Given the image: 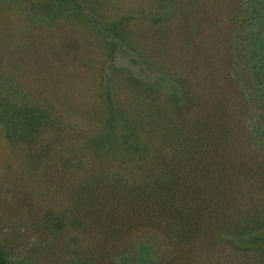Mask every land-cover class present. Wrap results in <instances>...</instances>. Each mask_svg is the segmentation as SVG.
I'll list each match as a JSON object with an SVG mask.
<instances>
[{
  "label": "rangeland",
  "instance_id": "374dc122",
  "mask_svg": "<svg viewBox=\"0 0 264 264\" xmlns=\"http://www.w3.org/2000/svg\"><path fill=\"white\" fill-rule=\"evenodd\" d=\"M12 86L47 101L57 117L42 135L20 142L0 120V247L13 264H62V257L73 260L74 248L84 256L94 231L73 224L76 209L65 212L62 229V210L79 208L81 195L95 189L88 180L110 177L107 167L119 175L129 167L133 185L147 175L158 180L154 169L110 158V144L122 148L130 128L145 129L144 141L159 154L155 160L137 152L139 161L183 170L192 162L184 148L199 144V131L215 134L208 117L222 103L233 119L236 156L264 166V0H0V91ZM161 117L168 143L151 131ZM174 124L183 130L176 138ZM238 183L249 190L240 214L252 218L253 201L254 217H264V180ZM257 222L263 228L252 232L249 225L223 230L210 254L199 252L200 263L258 264L253 255L264 245L244 243L252 234L264 237V219ZM122 249L121 264H169L174 247L147 226L131 230Z\"/></svg>",
  "mask_w": 264,
  "mask_h": 264
},
{
  "label": "trees",
  "instance_id": "16d2710c",
  "mask_svg": "<svg viewBox=\"0 0 264 264\" xmlns=\"http://www.w3.org/2000/svg\"><path fill=\"white\" fill-rule=\"evenodd\" d=\"M11 88L13 89L7 93L0 91V120L5 121V132L9 138L18 142L34 140L38 135L43 134L44 129L55 123L57 117L54 115L55 111L47 112L53 106L47 101L32 99L34 96L30 98L27 89L22 92L15 91V86ZM19 96L23 101L18 100ZM8 97H13L10 103L6 100L9 99ZM217 106L219 108L215 107V109L218 113L211 114L207 123V126H213L215 134L204 137L202 131L198 132L196 137L199 144L184 148V155H187V159L192 162L188 168H185L184 163L179 162V165L185 168L183 170H176L172 167V163H164L163 156L159 158V162H163L162 166L155 164L149 167V163H142L137 159V152L151 154L150 158L155 160L159 156L154 153L152 145L144 141L148 136L144 126H141L144 130L140 132L131 131L130 128L128 138L131 139L123 138L122 148L118 143L110 144L115 147L114 152H109L114 155L110 158L123 159L117 164L121 167L133 165L141 172H143L142 168H145L144 173L154 169L158 180H150V176L147 175V181L133 185L127 181L131 176L129 167L124 175H119L107 167L106 169L111 173L110 177L88 180V186L96 185L95 189L89 188L87 194L81 195L85 201L82 200L79 208L75 206L69 210H62V229L66 226L65 212H73L76 209L79 214L73 224L81 227L84 232L88 231V227L94 231L91 240L87 242L88 247L83 248L86 251L84 256L74 248L73 260L69 261V257H62V264H72L74 259H79L81 264H121L123 257H119L124 255L125 250H117L118 244L131 230L147 226L156 227L173 244L174 249L169 264L176 262L202 264L199 261V252L201 256L208 252L210 254L214 250V245L218 244L216 240L221 241L220 235L223 230L229 235L247 225L250 232L262 227L257 221L264 217H254L258 211L255 202L249 203L250 207L254 208L252 218L247 211L240 214L242 205L248 204L243 203V197L249 190H244L238 181L243 178L264 180V166L236 156V148L229 142L231 136L229 128L233 119L230 120L225 105L220 103ZM161 112L163 113V110ZM164 126L166 127L165 119L151 131L156 137L162 138ZM170 131L174 138L180 131L181 134L183 132L180 126L179 132L177 131L176 124L170 128ZM122 134L120 133L119 137H122ZM98 141L102 142V139ZM163 141L168 143L165 137ZM46 149L47 156L51 152L50 146L47 145ZM197 156L199 159L196 158ZM196 159L199 160V164L194 165ZM231 181L234 182L227 185ZM108 197L112 199L111 202L109 201L110 206L106 202ZM259 211L261 212L262 208H259ZM252 221H255L254 224H251ZM250 225H254L253 228ZM228 228L229 230H226ZM234 228L236 230H233ZM195 240H199V243H194ZM244 243L253 245L255 249L256 245H264V237L252 234ZM129 246L131 245L128 244L127 247ZM253 258L259 262L258 264L264 263V253L255 252ZM156 263L164 264L163 260ZM0 264H13L7 251L2 247H0ZM203 264L209 263L205 261Z\"/></svg>",
  "mask_w": 264,
  "mask_h": 264
}]
</instances>
